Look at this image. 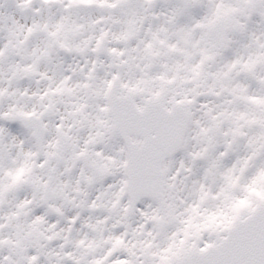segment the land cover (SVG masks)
<instances>
[{
	"label": "snow or ice",
	"instance_id": "6c2138e0",
	"mask_svg": "<svg viewBox=\"0 0 264 264\" xmlns=\"http://www.w3.org/2000/svg\"><path fill=\"white\" fill-rule=\"evenodd\" d=\"M0 264H264V0H0Z\"/></svg>",
	"mask_w": 264,
	"mask_h": 264
}]
</instances>
